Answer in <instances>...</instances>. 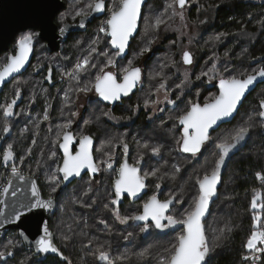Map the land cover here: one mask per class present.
Segmentation results:
<instances>
[{"label": "flooded vegetation", "instance_id": "1", "mask_svg": "<svg viewBox=\"0 0 264 264\" xmlns=\"http://www.w3.org/2000/svg\"><path fill=\"white\" fill-rule=\"evenodd\" d=\"M64 1L66 3V0ZM105 2V15L96 18L93 22L88 24L87 29L83 32H89V30L91 32L100 18H106L105 16H109L108 3L106 0ZM187 5H190V0L188 1ZM90 12L91 10L88 12V14ZM58 15L55 18L58 31H61L65 24L76 22L68 21L61 25L58 22ZM81 17L82 16L79 18ZM30 33L34 34L35 40L34 56L30 65L23 73L17 75L10 82L6 83L0 92V183L5 186L9 174L12 172V162L4 164L2 158L3 152L7 150L8 144H12L16 157L14 163L18 169V172H21L23 175H36L35 177L37 178L38 182L41 183L40 187L44 195L48 198H56V210L54 213L50 214V227L55 236V242L58 248L63 252L64 256H67L68 258L70 256L69 260L71 263L75 264L77 261L75 259V255L77 254L74 253L75 250L72 246L75 237L69 231V226H71L72 229L73 224L71 223L75 220V216H63L61 213H65L66 211L60 210L61 207L68 204L71 205L74 202L68 199V194L66 196L64 194L68 188L72 187V185L76 183H78L77 185L83 183L84 187L92 189L90 192L95 189L96 191H100L101 194H103L101 197L105 201L110 202L112 199H115L116 197L114 194L113 185L115 179L118 178L119 169L126 158L129 164H134L136 163L138 157L141 155L144 157L143 162L140 163L142 166V175L147 173L148 167L153 169V167H150L152 165L147 158L150 150L143 147L144 143L149 141V139H153L155 142H159L164 146L160 156L151 155L152 158H156V160H154L155 163L158 164L160 161L159 159L165 155H168L169 153L174 156V166L178 167L179 171L182 170L183 167H191L196 162V160H198L199 165L204 163V161H208L211 168L212 161L210 159V155L211 153L215 152V149L212 146V142L209 141V143L206 144L204 148H202L201 153L198 154L195 159L192 158L190 153H184L180 150V145L177 144V141L181 139L183 126L179 124L175 117L183 114L191 104L187 108H182L177 102L175 104L167 102V105L161 107L163 111L160 112L148 109L143 105H140L137 110H134L135 106H133V103L136 104L137 99L140 97V92L143 90H145L146 93L152 91L148 87L149 83L147 82L146 77V62L148 60L147 56H144L139 64L133 66H140L142 76L140 82L137 84L136 89L131 91L128 96L121 97L120 100L115 102L104 101L93 89L92 91L87 92V94L91 93L92 95L89 97L86 96L87 99L85 101V105H81V107L80 104H78L79 94L72 91V89L77 86V82L65 75V73L68 71L71 72L75 65L74 61H72L73 55L70 53L71 49L67 48V44L71 42L69 40L70 36L79 32L71 33L68 39L60 44L59 50L49 52L46 49L47 42L39 38L40 31L38 29L30 28L26 31H22L16 36L13 42H11L9 49L0 53V68H2L4 64L8 62L12 55L17 53L18 42L20 38ZM108 40L112 53H115V50H113L110 44L109 38ZM185 51H189L192 54L193 62L190 65L185 64L181 56L180 64H184L187 67L196 64V55L193 54L189 49ZM39 52H41L43 55L39 56ZM56 54L59 57L57 56V58H55ZM116 59L117 56L114 58L115 62ZM124 59L120 60L117 64L115 63L114 65H109L107 68H105V71H113L117 75L119 82L123 81L124 72L120 73L118 67ZM49 75L52 77L51 80L47 79ZM89 76L90 75L87 73L83 76H80L79 83L81 87L90 83L86 79ZM211 87H216V82L215 85ZM17 90L20 91V96L13 107V115L5 118L3 115V110L8 103H11ZM216 90H214L215 96L218 94ZM181 91L182 89L178 88V93ZM187 91L190 92L189 89ZM65 93H67L68 97H71V99L69 101L66 100V103L64 104L63 98H65ZM178 96H180L178 100H183L185 91H183L181 95L178 94ZM212 99L213 98L205 101L199 100L195 101L194 103H205ZM170 100L176 99L171 96ZM127 104H129L128 108L124 107ZM45 111L49 115L48 120L43 119V114ZM73 113H76L77 115H73ZM105 113H107V115H105ZM126 116H129V119L124 121L122 117ZM169 117H173V119H169ZM69 120L72 121V125L68 131H71L76 138V142L73 144V154L76 150H78V140L82 136L88 135L94 140L95 161L98 164L100 161H108V156L106 154L109 151H99L101 139H111V133L115 135V138L120 139V133L124 130H127V133L123 140L127 142L128 149L125 153L120 142L114 140L116 145L114 150L110 151L112 153V158L110 161H108L111 163V168L107 166V163L101 164V171L94 175L95 178L91 181V183H89V180L92 175L88 170L81 179L74 180L64 189L61 188V184L57 191L53 192V185L47 183L46 179H42V174L45 175L46 171H49L48 168L56 169L57 166L62 165L63 153L56 141L61 126H63ZM162 121H164L163 124L161 123ZM6 123L11 125V131L8 133L3 132V127ZM227 124L229 123L223 124L221 127H224ZM216 132L217 130L211 133L212 137ZM33 140H35L36 143L32 145L30 148L31 151L29 152V145ZM137 143L139 147L136 146ZM51 151H56V158H51ZM25 157H27L28 160H42L40 162V167L42 166V168L39 169V173L37 172V174H31L30 172H27L25 169H23V164L18 165L19 161ZM185 160H190V162L187 163L188 166L185 165ZM146 179L148 181L147 193L140 201L137 202H132L131 198L126 195L124 197V202L119 207L121 216L139 214L143 209L144 203H146L153 195H156L159 200H165L169 198L170 194H177L178 199H182L183 203L175 202V205L172 206L168 215L175 216L179 219L180 216L178 215V212L183 209L184 205L186 204V199L181 197V195L175 191L170 190L169 192L165 184L164 186L160 183L153 185L151 183V177L147 176ZM94 186L97 187L94 189ZM108 188H111V190ZM104 200L102 201L105 202ZM136 208L138 209L137 211ZM101 219L108 221L107 227L99 223ZM140 225L141 224L130 221L128 224H126V226H124L119 220L110 215L83 218V221L78 225V227L85 229L88 233L100 232L102 234H111L112 237L105 238L107 241L109 240L111 244L108 241L106 244H104V247L110 248V252L113 257H120L121 255L127 257L126 260L118 261V264H137V254L145 252L146 250L147 255L145 256L148 258L151 248L149 250L147 248H142L143 245H145V242L139 241V236L146 239L147 237H153L154 233H158L161 236L174 235L176 232L182 231L183 229L182 225H176L164 230L156 229L153 226L149 228L148 232L143 233L139 231ZM128 232H133L134 236L129 239H124L123 237L126 236ZM66 233L73 236V241L68 243V245L64 244L63 242V235ZM117 234L118 236L116 237ZM145 234L148 235L144 236ZM88 244L89 241L87 242V245ZM137 245L141 248H137ZM94 246L95 245L93 242L91 249L88 247L81 249L80 252L82 257L80 256V260L84 257L83 263L88 264L89 262V264H106V262L99 261L97 257L93 255V252H95ZM23 248H25L27 251L29 250L28 252L33 253L40 262H45L46 260H57L60 262L65 261L62 259V257L57 255L47 257L35 255L33 248L25 246L24 244ZM54 263L56 262L54 261Z\"/></svg>", "mask_w": 264, "mask_h": 264}, {"label": "snow or ice", "instance_id": "2", "mask_svg": "<svg viewBox=\"0 0 264 264\" xmlns=\"http://www.w3.org/2000/svg\"><path fill=\"white\" fill-rule=\"evenodd\" d=\"M142 3L143 0H119V4L113 8L110 17L99 29L100 32L105 33L106 36L110 38V44L116 50L114 56L123 55L128 48L129 40L136 31L138 20L140 19ZM187 3L188 0H171L169 8L172 9V15H178L180 19L183 20V13L177 12L176 9L177 7L179 9H184ZM88 8L92 11L101 12L105 8V0H95L93 4L88 5ZM87 14V12L83 11L77 13V15L81 16ZM169 19H171V16ZM163 23H165V21L157 17L153 27L159 28ZM61 31H63V29ZM223 35L224 34L221 33L216 36L215 39L220 40ZM33 39L34 34L31 33L20 38L18 42V54L12 55L8 62L0 68V85H3L6 78L12 76L13 73H18L25 66L32 51ZM97 39H99V37ZM95 43L96 41H93V44ZM150 50V48L144 49V51ZM90 52H96L107 58L105 67L115 64L114 58L110 57L107 51L92 47ZM182 59L185 64L190 65L193 62L192 54L188 51L183 52ZM90 67H97V65L93 63L91 56L77 61L72 71L65 73V75L77 82V86L72 89L74 93H87L94 89L104 101L115 102L120 100L122 96H128L140 82L142 76L141 69L139 67H133L131 62H129L127 68L123 69L124 75L122 82L118 81L117 75L113 71H105V67H100L98 68L99 74L94 77V82L85 84L81 87L79 83V74L87 71ZM215 70V65H213L210 71L214 72ZM225 71H228V69L225 68ZM202 75L207 76L208 73L205 72ZM51 78V75L47 77L49 80H51ZM258 80L264 82V67H260L248 74H241L240 77L230 75L228 78H224L221 76L219 79L218 96H215L211 102L203 103V105L192 103L183 114L175 117L179 124L183 126L181 139L177 141L182 152L190 153L192 158L195 159L209 141L212 142V146L215 149L213 153L215 160L213 161L211 169L208 170L206 168L200 175L193 178L197 193L193 197L190 210L181 218L178 219L175 216L167 214L173 201L183 203L182 199H178L177 194H170L169 198L163 201L159 200L156 195H153L144 203L141 213L121 216L118 207L120 197L124 193L136 197L137 194L144 189V181L147 176H156L159 171V169H156L151 173H144L141 175L139 165L144 159L142 155L138 157L134 164H129L127 160H125L121 165L118 178L113 185L116 199H112L108 204L103 205L115 219L119 220L122 224H128L130 221L133 223L143 222V224L139 226V231L143 233L148 232L149 228L153 226L160 230L176 225L183 226L181 233L175 238V243L171 244L170 248L165 249L166 255L162 257L161 264H205L206 257L209 255L212 247H218L220 239L226 235L227 232H231L232 228L226 225V231L221 232V235L210 240L209 236L206 234L204 218L209 212V205L212 198L217 195V185L221 181V170L225 166L226 160L229 158L230 154L237 150L239 146L250 137L252 132L259 130L264 134V97L259 99L258 110L256 112V115L261 118L260 122H255L253 117L249 116L248 120L238 126L227 138L217 137L213 139L211 132L219 127L220 122L225 121L227 118H232L233 114L237 113L238 106L245 98V94L249 92L250 88L254 86ZM177 87L183 89L185 85L182 83L177 85ZM161 90H167L166 79L159 83L156 88V93H159ZM19 96L20 91L17 90L11 103L5 106L3 110L5 118L13 115V107ZM65 98L66 100L69 99L67 93H65ZM177 99H179V96H177ZM168 102L175 104L176 100H169ZM152 103L158 105L159 101H153ZM148 104L149 101L146 100L144 106L147 107ZM138 108L139 105H137V109ZM159 111H163V109H159ZM73 115L77 114L73 113ZM105 115H107V113H105ZM43 119H49V115L46 111L43 114ZM169 119H173V117H169ZM161 123L163 124L164 121ZM71 125L72 121L69 120L61 126L60 132L57 135L56 142L59 148L63 149L62 165L57 166V173L62 175H53L51 177L53 192H56L59 186L69 181L71 177H80L85 169L93 174L89 180V183H91L95 178L94 174L101 171V164L107 163V166L111 168V163L108 162L112 158V153L110 151L106 154L108 156V161H100L98 164L94 160L92 155L93 139L91 136H82L78 140V150L73 154L71 146L76 142V138L71 131H68ZM10 131L11 125L6 123L3 127V132L8 133ZM32 143L35 144L36 141L33 140ZM108 143L110 144L111 142ZM120 144L123 146L126 153L128 149L127 142L121 139ZM143 147L149 149L152 155L160 156L164 146L162 144L149 145L146 142ZM30 151L29 149V152ZM50 155L51 158H56L57 153L56 151H51ZM2 158L4 164L12 162L11 171L14 175L18 174V169L14 163L16 157L12 144H8L7 150L3 152ZM174 170L178 172L179 168L174 166ZM257 178L264 181V172L257 173ZM21 179H24V177L21 176ZM88 190L91 191L92 189L89 188ZM7 192L8 188L5 187L4 194L6 195ZM31 193L32 196L38 197L35 184L31 187ZM13 195H15V193H13ZM93 203L95 202L93 201ZM53 204V198L47 200L37 199L35 204L30 205L29 208L42 207L44 209H51L53 208ZM85 206L91 208L92 203ZM250 206L254 210L252 217L254 228L245 245L250 255H244L242 260L246 262V264H264V192H254ZM255 210H258V212ZM14 219L19 220L20 216L17 215ZM99 223L106 227L108 225V221L105 219H101ZM43 231L44 235L35 241L36 252L57 253L67 264H71L68 257L64 256L63 252L54 243L53 233L49 231L47 226L44 227ZM69 231L71 232V226H69ZM133 236V232H128L123 238L129 239ZM63 240L66 243H71L73 241V236L66 233L63 235ZM92 243L93 241L90 240L87 245L89 249H91ZM12 246L15 247V244ZM4 255V252H0V256ZM8 255H12V253L8 252ZM93 255L96 256L99 261L106 262V264H118V261L127 259L124 255L113 257L110 248L104 246L98 247L96 251L93 252ZM140 255L142 257L147 255V250ZM21 264H26V261L21 262Z\"/></svg>", "mask_w": 264, "mask_h": 264}, {"label": "trees", "instance_id": "3", "mask_svg": "<svg viewBox=\"0 0 264 264\" xmlns=\"http://www.w3.org/2000/svg\"><path fill=\"white\" fill-rule=\"evenodd\" d=\"M67 2L68 1L66 0V4L68 5ZM214 2V5L208 8V11H210L211 14V18L208 22L203 23V25L201 24L202 33L199 36V39L201 41L195 43L197 54L194 69L196 70L200 63H204L203 60L205 58L207 59L209 53L214 51V49H212V44L207 43L209 37L211 36L210 34H213L215 36H218L221 33L224 34L220 40L216 41V50L218 48H222L221 51L228 50L229 55L231 54V58H221L218 61V74L216 72V87L208 88V86H206L207 79L206 77H203L198 79L196 84L191 86L193 89L190 87L192 91L185 92L183 100H177V98L174 97L178 105L183 108H187L190 105V101L193 100L194 91L200 88V86L205 89L206 93L208 91L211 93H215L214 90L216 89L218 93V83L219 79L221 78V76L218 75H223L224 78H227V76L230 75L235 76L240 71V68H243V72H240L239 75L237 74L238 77H240L241 74L251 73V71L248 72L246 61L242 60L238 56L240 51L245 47H247L249 59L251 58L250 54L254 57H264V0H216ZM165 5V0H149L143 11L141 27L138 35L133 39L131 43L130 54L126 59L123 60H128L133 55V53L140 52L142 49H145V47L141 45V40L154 38L155 36H157V34L159 35L158 38L160 40H164L165 37L169 35V39L162 42V46H159L158 48L156 46V48L154 49L153 45L151 48L152 50L149 53L145 54H148V60L146 62V77L147 82L149 83L148 87L152 90L150 92H155L159 83L164 79L168 80L174 68L181 65L178 61L181 59L180 51L182 48V43L178 44V41L180 35L182 34L177 33L176 31H172L169 33L165 32V34L162 33L161 26L166 23V19L164 20L165 23L161 24L159 28H153L154 21L157 17L161 19L164 18L161 13L155 16L154 11L162 9ZM201 7L203 6L196 3H194V5H190L189 9L192 16H196ZM147 8H149L150 10L148 11ZM77 20L78 19H76L75 21ZM144 28L145 31H143ZM81 33L82 32L72 34L69 38L71 42L67 44L68 49L73 48V50H70V53L73 55L72 61H74V64L79 55V51L84 49V44L75 45V50L73 47L74 39H78L77 36L79 34L82 35ZM84 40L86 43L87 39ZM194 41L196 42L198 41V39ZM167 42H175L173 45L175 49H172L174 50V53L171 55V57L174 56V59L171 60L172 63L170 62L171 57L168 58L165 57V55L156 58L167 50L165 46ZM144 56L142 57V59L144 58ZM263 62L264 59L260 58V61H257V63L254 64L261 65ZM136 63H139V58H137ZM225 68H227L228 71H225ZM263 89L264 83L258 85L256 89L246 98L236 118L227 125L231 126L238 120L246 121L248 120L249 116H252L255 122H260L261 118L256 115V112L258 110L259 99L264 97V95L262 96L259 93L262 92ZM199 100H201L200 97L198 100H194L193 102ZM221 128L223 127H220L219 129H217V131ZM157 144L160 143L158 142ZM151 155L147 156L148 160H156V158H152ZM172 156V154L168 153V155H165L161 159H159L160 161L157 165H159L162 169L157 167L159 171L154 178L151 177V183L152 181L155 184L164 182V180L169 181L168 178H170V176L172 175L168 172L169 169L172 168L170 165V162H173V160H171ZM150 167L154 168L155 166L152 165ZM189 171H192V166L183 167V169L180 170V173H178V178L174 180L173 185L177 187L179 186L178 191L182 192V194H186V186L191 187L188 190H192V193L196 195L197 188L196 186H194L193 178L197 176V174L200 175L204 170L193 174H190ZM261 172H264V134H262L259 130H256L250 134V137L247 139L246 143L240 147V150L231 158V160L225 167L223 182L219 190V197L212 207V212L209 219L206 221V234L209 236L210 240H213L216 236L221 235V232L226 231V225L230 226L232 230L231 232H227V234L220 239L218 247H212V250L206 258L205 264H246V262L242 260V257L249 254L245 245L251 231L254 228V221L252 219L254 210L250 206L251 200L254 192H261L264 189V181H261L257 178V173ZM184 181L186 182V186ZM73 186H75V184L72 185V187ZM96 187L97 186H94V189ZM101 196H103V194H101L100 191H96L95 189L90 192L87 187H84V192L79 195L77 192L68 194V199L74 202L71 205L68 204L61 207L60 210L66 211L65 213L61 214L65 216L69 213V216L87 215L90 217L112 215L108 211V209L103 207V205L108 204L109 201H105ZM189 197L190 196H187V198ZM101 199L105 202H103ZM93 201L95 203H93ZM89 203H92L91 208L85 206ZM188 203L189 201L186 200V206L184 205L180 218L184 215ZM137 210L138 209L136 208V211ZM255 211L258 212V210ZM117 236L118 234L116 235V237ZM165 236H168L169 238L172 235ZM103 237L110 238L112 237V235L105 233L103 234ZM139 239V241L145 242V245L142 244L143 247H148L149 244L147 240H149L150 238L147 237L146 239H144L139 236ZM0 242H4L5 244H7L9 241L4 239ZM77 242L80 243L79 241ZM21 245L22 246H20V248L17 247L19 249H15V251L11 252L12 255H8L7 253L4 256H0V258L2 259V263L21 264V262L26 261V264H67L66 261L60 262L51 259V261L46 260L45 262H40L33 253L28 252L29 250L27 251L25 248H23L22 243ZM72 246L74 247V242ZM76 254L77 255H75V259L77 261L75 262V264H80V261L78 260H80L81 258V252L78 251L76 252ZM140 254L141 253L137 254V264H149L150 259H148L146 256L142 257ZM150 254L148 255V257L150 256ZM29 256L32 257L33 260L30 261V263H27L26 258ZM68 259H70V256ZM54 261L56 263H54Z\"/></svg>", "mask_w": 264, "mask_h": 264}, {"label": "rangeland", "instance_id": "4", "mask_svg": "<svg viewBox=\"0 0 264 264\" xmlns=\"http://www.w3.org/2000/svg\"><path fill=\"white\" fill-rule=\"evenodd\" d=\"M67 1H68L67 7L58 15V22L61 25L64 22H68V21L73 22L76 19H78L81 16V15H77V13H79V12L83 11V12L88 13L91 10L88 8V5L93 4L95 2V0H67ZM106 1L108 3V13L110 16L113 8H115L119 4V0H106ZM165 1H166V5L162 9L154 11L155 16H157L158 14L161 13V15H163V17H164L163 20L166 19V23L163 26H161V32L165 34V32L169 33L172 31H176L177 33L182 34V35H180L179 41H178V44L182 43L181 44L182 48L180 51L181 56H182L183 52L187 49L191 50V52L196 55L197 51H196L195 43L201 41L199 39V36L202 33L201 32V27H202L201 24L203 25V23L208 22L209 19L211 18V14H210V11H208V8L212 7V5H214V3H215L214 1H216V0H190V5H194V3H196V4H200L203 6L199 9L196 16H192L191 11L189 9L190 5H187L184 9H179L177 7L176 11L183 13V16H184L183 20H181L178 15H172V9L169 8V4H170L171 0H165ZM217 1H221V0H217ZM253 1H259V0H253ZM147 9H148V11L150 10L149 8H147ZM109 16H105L106 18H100L91 32L89 30V32L81 33L82 35L79 34L77 36L78 39L77 38L74 39V43H73L74 46L72 45L74 47V50H75V45L84 44V46H83L84 49L79 51V55L76 59L75 64L77 63V61L91 56L93 63H95L97 65L96 68L90 67L87 71L81 72L79 74L80 76H83L86 73L89 74L90 76L87 77L86 79L90 83H93L95 75L99 74L98 68L105 67V63H106V59H107L104 56L99 55L96 52H90V49L92 47H96L102 51H107L109 53L110 57L115 58L114 53H112V50L110 49L109 40H108L106 34L99 31V29L101 28V26L104 25V23L107 21ZM170 16H171V19H169ZM154 24H155V21H154ZM153 28H155V27H153ZM143 31H145V28L143 29ZM83 34H86V35H83ZM210 35L211 36L209 37L207 43L212 44V49H214V51L210 52L208 55V58L207 59L205 58L203 60L204 63H200L198 68H196V70L194 69V66H195L194 64L190 67H187L184 64L176 66L174 68L173 72L170 74L168 80H167V90L166 91L161 90L159 93H156V91L155 92H149V93H146L145 90L141 91L140 97L137 99L136 104L133 103V106H135L134 110H137V105H139V106L143 105L144 106V102L147 100V101H149V104L147 106L148 109L159 111V109H161L162 106H165L168 104L167 102L171 99V96L177 98L178 94L181 95V93L183 91L186 92L188 90V88L190 91H192L193 88L191 86L196 84L198 79L203 78V77H206V79H207L206 86H208V88L215 85L216 72L218 74V61L221 58H225V59L231 58V54L229 55L228 50L221 51L222 48H220V49L218 48L216 50V41H217L215 39L216 36L213 34H210ZM158 36L159 35L157 34V36H155L154 38L141 40V45L144 46L145 48H150V49L154 45V49H155L156 46H157V48L159 46H162L161 45L162 42L169 39L168 38L169 35H167L164 40H160L158 38ZM98 37H99V39H97ZM142 37H143V35H142ZM84 39H87L86 43H85ZM197 39H198V41L195 42L194 40H197ZM93 41H96V43L93 44ZM174 43L175 42H171V43L167 42L165 44L167 50L165 51V49H164L165 52H163V54L157 56L156 58H159L162 55H165V57L170 58L171 55L174 53V50H172L174 48V46H173ZM194 46H195V50H194ZM70 49L73 50V48H70ZM40 50L42 51L41 48H40ZM150 51H144V49H142L140 52L133 53V55L128 60H125V61L120 63V65L118 67L119 72L123 73V69L127 68L129 66V62H131L132 66L139 64L142 60V57L146 53H149ZM38 55L42 56L43 54L41 52H39ZM147 55H145V56H147ZM57 56L58 55L56 54L55 58H57ZM238 56L242 60L246 61V66H247L248 72L249 71L253 72L260 67H264V62L261 65H255L257 63V61L258 62L260 61V58L264 59V57H254L253 55L250 54L251 58L249 59V53H248L247 47H245L243 50H241ZM137 58H139V63H136ZM172 59H174V56H172L170 59L171 63H172V61H171ZM180 60L178 61L179 64H180ZM164 61H165V59H164ZM213 65H215V69H216L214 72L210 71L213 68ZM107 67H105V68H107ZM68 72H70V71H68ZM205 72L208 73L207 76L202 75ZM240 72H243V68H240V71L237 74L239 75ZM186 74H187V78H186ZM237 74L235 76L238 77ZM218 76H223V75H218ZM228 77L229 76H227V78ZM182 83L185 85V87H183L182 91L180 93H178L177 85L182 84ZM259 93H260V95L263 96L264 95V89L262 92H259ZM78 94H79L78 104H80V107H81V105L84 106L87 97L92 95L91 93H89V94L78 93ZM193 95H194L193 100L190 101L191 103L189 102L190 104L194 103L193 102L194 100H198L199 97L201 98L202 101L214 98L215 93H211L209 91L206 93L205 89L202 86H200V88H198L194 91ZM70 99H71V97H69V99H67V100L69 101ZM63 100H64V104H65L66 98H63ZM157 100L159 101L158 105H155L152 103L153 101H157ZM128 105L129 104L125 105L124 107L128 108ZM140 108H142V107H140ZM122 119L124 121H126L129 119V116L122 117ZM243 121L244 120H238L231 126L230 125L224 126L220 130H218L216 133H214L213 139H216L217 137L227 138L228 135L230 133H232L238 126H240ZM126 133H127V130L122 131L120 133V139L115 138V135L113 133L110 134L111 139H109V138L101 139L99 151L100 152L113 151L114 147L116 145L114 140H116L117 142H120L121 139H124V137L126 136ZM152 140L153 139H149V141H147L149 145H154V144L158 143V142H155L154 140L153 141ZM108 142H111V143L109 144ZM32 145H33V143L31 142L29 145V149L32 147ZM136 146L139 147L138 143L136 144ZM213 153H211V155H210V159L212 161V164H213V161L215 160V156L213 155ZM148 155L150 156L151 152ZM27 156H28V154H27ZM171 160H173V162H170V165L172 168H170L168 172H169V174L171 173L172 175L170 176V178H168L169 181L164 180V182H160V184H162L163 186L165 184L166 187L168 188L169 192H170V190L175 191V192L179 193L181 195V197H183L184 199L189 201V203L187 204V208L185 210V213H186L188 210H190V207L193 203V197L195 196V194L192 193V190H188L191 187L186 186L185 181L184 182H185V186H186V194H182V192L178 191L179 188L177 186L173 185L174 180H176L178 178V175H179L178 173H180V171L176 172L175 170H173L174 165H175L174 156H172ZM21 161H23V162H21ZM41 161L42 160H38V159L28 160V158L25 157L19 161L18 165L23 164V169H25L27 172H30L31 174H37V172L39 173V169L42 168V166L40 167ZM150 162H151L150 164L155 166V167L153 169L148 167L147 173H151L152 171L158 169L157 167L162 169L159 165H157L155 163V161L153 159H150ZM185 162L187 165V163L190 162V160H185ZM206 168L208 170L211 169L208 161H204V163L199 165L198 160H196V162L192 165V171H189V173L190 174L198 173L201 170H205ZM48 169H49V171H46L45 175L42 174V179H44V180L46 179L47 183L53 185L52 181H51V177L53 175H59V173H57V168L56 169L48 168ZM148 176L153 177V178L155 177L152 175H148ZM0 181H1V179H0ZM77 184L78 183H76L75 186L71 187L70 189H67L66 193H64L65 196L67 194H72L73 192H77L78 195L83 193L84 192L83 183H80L79 185H77ZM152 184L155 185V183H153V181H152ZM263 185H264V183H263ZM263 185H262V189H263ZM108 189L111 190V188H108ZM154 189H155V187H154ZM261 192H264V189ZM187 196H190V197L187 198ZM63 198H62V200H63ZM66 210H67V207H66ZM181 213H182V210L178 212V215L180 216ZM68 215H69V213L66 216H68ZM86 217H90V216H87V215L75 216V220L71 223V224H73L72 229H71V234L75 237V239H74V250H75V252L74 253L80 251L81 249H85V247H87V242L90 240L94 242L95 251L98 247L104 246V244H106L109 241V240L107 241V239L102 237L103 234L100 232L88 233L85 229H81L80 227H78V225L83 221V218H86ZM122 225L126 226V224H122ZM180 233H181V231L176 232L174 235L170 236L169 238H168V236H161L158 233H154L153 238H150V240H147V242L149 244L148 247H142V248H147L148 250L151 248V254L148 257V259H150L149 264H161L162 257L164 255H166L165 249L170 248L171 244L175 243V238ZM6 240L9 241L7 244H5L4 242H0V250H1V252H4L5 255L8 252L15 251V249H19L20 246H22L21 245L22 241H21L20 237L18 236L17 232L15 233V235L13 237H11L10 239H6ZM77 241H79L80 243H78ZM63 242H64V244L68 245V243H66L64 240H63ZM109 243L111 244L110 241H109ZM13 244H15V247L12 246ZM135 246H133V247H135ZM17 247H19V248H17ZM137 248H141V247L137 245ZM248 255H250V253ZM32 260H33L32 257H30V256L27 257V263H30V261H32ZM83 261H84V257L80 260L79 263L80 264H87V263H83ZM139 261H140V259H139ZM0 264H3L1 258H0ZM71 264H73V263H71ZM88 264H89V262H88Z\"/></svg>", "mask_w": 264, "mask_h": 264}, {"label": "water", "instance_id": "5", "mask_svg": "<svg viewBox=\"0 0 264 264\" xmlns=\"http://www.w3.org/2000/svg\"><path fill=\"white\" fill-rule=\"evenodd\" d=\"M148 2L149 0H143V3L141 5L140 19L138 20L136 31L133 33V36L130 38L128 48L125 50L124 54L117 56L115 62L116 64L120 60L128 56L131 43L133 39L138 35V32L140 30L143 11L145 6L148 4ZM65 7H66V3L64 0H0V53L9 49L11 42H13V40L16 38V36L19 33H21L22 31H26L30 28L38 29L40 31L39 38L47 42L46 45L47 51L49 52L57 51L60 48V44L66 41L71 33L85 31L87 29L88 24L93 22L96 18L104 16L106 13V2H105V8L103 11L96 12L91 10L89 14L82 16L81 18H79L78 21L74 23L65 24L63 31H58L55 18L60 12H62L65 9ZM34 44H35V40L33 39L32 51L28 57V61L25 64V66L18 73H13L12 76L6 78L3 85H0V92L2 91L6 83L10 82L14 77L23 73L28 68L34 56ZM113 50L115 49L113 48ZM16 54H18V51ZM137 67L140 68V66ZM262 83L264 82L258 80L256 84L250 88L249 92L245 94V98L238 106L237 113H234L232 118H227L225 121L220 122L219 127L215 128L214 131L219 129L223 124L231 123L236 118L246 98L256 89L258 85ZM136 87L132 91H134ZM218 95H219V83H218L217 96ZM208 102H211V100ZM199 104L203 105V103H199ZM246 141L243 142L241 146H243L246 143ZM73 144L71 146L72 151H73ZM241 146H239L237 150H235L232 154H230L229 158L226 160L225 166L221 170V181L217 185V195L212 198V201L210 202L209 205V212L206 214L204 218L205 230H206V221L209 219L210 214L212 212V207L215 201L219 197V190L223 182L225 167L227 163L231 160V158L240 150ZM60 149L63 153V149L62 148ZM92 155L95 160L94 140L92 144ZM125 160H127V158ZM139 167L141 169V175H142V166L139 165ZM86 171L88 170L85 169L81 173L80 177H71L69 181L62 183L61 188L64 189L74 180L81 179ZM91 175L93 174L91 173ZM21 176H23L24 179H21ZM144 183H145L144 189L140 191L136 197H133L128 193H124L120 197V203L118 207L122 205V203L124 202V197L126 195L131 198L132 202L140 201L143 198V196L147 193V183H148L147 179H145ZM33 184L36 185L38 197L32 196L31 187ZM5 187L8 188V192L6 195L4 194ZM13 193H15V195H13ZM37 199L39 200L49 199L44 195L37 178L33 175H23L21 172H18V174L15 175L11 172L7 178L3 190L0 192V234L6 235L11 230L17 231L23 244L25 246L33 248L35 255H42L44 257L52 256V255L60 256L57 253H52V252L49 253L36 252L35 241L44 235V231H43L44 227L47 226L49 231L52 232L50 227V214L54 213L56 210V198H53L54 204H53V208L51 209H44L42 207L29 208L30 205L35 204ZM175 202L176 201H173V204L169 207L168 213L171 211L172 206L175 205ZM17 215L20 216L19 220L14 219V217ZM137 224H143V222H138ZM147 235L148 234H145L144 236ZM53 239H54V243L56 244L54 234H53Z\"/></svg>", "mask_w": 264, "mask_h": 264}, {"label": "built area", "instance_id": "6", "mask_svg": "<svg viewBox=\"0 0 264 264\" xmlns=\"http://www.w3.org/2000/svg\"><path fill=\"white\" fill-rule=\"evenodd\" d=\"M3 188H4V185L2 183H0V192L3 190ZM16 232L17 231L11 230L6 235L0 234V241H2L4 239H10L11 237H13L15 235Z\"/></svg>", "mask_w": 264, "mask_h": 264}]
</instances>
